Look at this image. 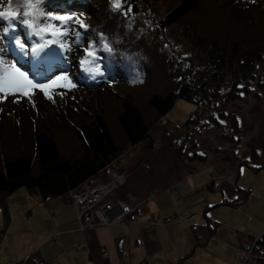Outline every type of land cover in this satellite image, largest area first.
<instances>
[{
  "label": "rangeland",
  "instance_id": "1",
  "mask_svg": "<svg viewBox=\"0 0 264 264\" xmlns=\"http://www.w3.org/2000/svg\"><path fill=\"white\" fill-rule=\"evenodd\" d=\"M179 1L158 0L157 5L164 10ZM232 1L250 5L252 15H235L231 2L200 0L199 7L180 24L197 27L206 37H219L224 31L227 35H222L226 38L264 33L260 32L264 29V0ZM0 11H4L3 5ZM6 19L0 18V49H7L11 58L2 56L0 62L9 68L17 64L33 83L50 84L57 76H67L71 83L60 81L48 89L47 96L35 88L29 90L28 96L21 92L0 93V124L4 123L3 129L0 125V166L5 158L34 156L35 134L42 128L52 134L56 128L53 135L61 153L68 155L75 151L78 147L75 121L89 105L85 116L93 117L97 110L101 111L115 138L122 141L124 136L116 122L118 94H131L147 119L152 118L148 97L165 84L161 71L164 61L159 56L152 66L153 74L147 86L121 83L123 87H119V83H114L103 88L95 86L91 80L87 82L86 78L78 83L75 80V84L71 77L74 71L79 76L84 75L83 70L92 66L93 79L99 72L91 56L80 57L77 52L67 54L73 38L64 28L49 21L34 27L39 42L33 47L37 54L32 48L31 55L25 44L21 47L14 41L19 40L16 36L5 39L7 33L14 30ZM29 33L33 34L31 28ZM167 35L183 54L191 52L177 30H169ZM31 40L36 42L34 38ZM56 51L55 66L45 76L32 78L27 66L22 65L23 59L29 58L35 67L44 68L48 58L41 60L38 56L47 53L48 57V53L53 55ZM256 76L258 83L264 86V65ZM253 86L255 91L237 101H223L213 110L200 109L194 117L197 124L193 129L184 126V122L194 105L178 100L168 112L167 122L160 119L155 123L149 142L135 148L126 147L111 170L124 169L129 176L113 195L123 196L134 204V219L104 225L90 210L79 221L71 200L56 197L41 201L25 188L9 195L10 221L0 239V264H16L34 254L44 264H242L237 248L245 247L264 230V167L255 171L242 165L237 169L238 162L230 155L233 144L224 139V135L233 131L231 125L236 122L237 131L233 134L239 142L238 158L255 165L264 164V90H259L256 82ZM97 88L99 91H94ZM18 105L26 109L18 110ZM3 111L5 115L1 117ZM202 122L204 125L200 126ZM176 140L185 141L181 154L171 148ZM194 154L205 156L206 163L191 161L189 157ZM241 191L249 194L239 207L222 203L224 199H235ZM181 214H196L200 220H183L177 216ZM155 219L163 222L151 226L149 222ZM78 245L84 247L77 249ZM100 248H106L107 256L101 255Z\"/></svg>",
  "mask_w": 264,
  "mask_h": 264
},
{
  "label": "trees",
  "instance_id": "2",
  "mask_svg": "<svg viewBox=\"0 0 264 264\" xmlns=\"http://www.w3.org/2000/svg\"><path fill=\"white\" fill-rule=\"evenodd\" d=\"M157 1L121 0V7L116 9L113 7V0H40L36 8L29 9L28 3L36 4L37 0H0L4 11L17 13V18L11 23L9 18L6 19L14 27V30H10L5 36L6 40L16 36L19 40L14 41L25 44V49L29 51L38 46L34 44L39 42V35L34 27L38 28L45 21H49L56 27L60 25L59 28H64L65 33L73 38L67 54L77 52L80 57H92L99 73L93 79L90 76L92 66L91 69L83 70L84 75L79 76L74 71L71 77L74 78L75 84L88 77L87 82L91 80L95 86L101 85L103 88H108L114 83H119V87H123L121 83L136 87L147 86L153 74L152 66L158 56L164 61L161 71L165 83L162 89L156 88L148 97V109L153 112L150 120L136 105L131 94H118L116 122L124 136L122 141L115 138L107 118L101 111L97 110L93 117L85 116L89 105L87 111L75 121L74 133L78 142L75 151L68 155L61 153L53 135L56 128L53 134L42 128V131L35 134L34 156L23 154L5 158L0 166V239L5 235L10 221L7 198L18 189L25 188L35 193L41 201L56 197L69 201L71 193L84 191L96 181L107 180L108 172L113 169L122 153L126 152L127 146L135 148L149 142L151 132L156 127L155 123L165 119L178 100L194 105L193 111L184 122V126L192 128L197 124L194 117L200 109L213 110L223 101L234 102L243 95H250L255 91L254 82L259 90H264L256 76L259 68L264 65V33L252 32L247 38H226L222 35H227L224 31L219 37H206L197 27L180 24L199 7L200 0H180L164 10L158 7ZM224 1L233 4L235 15H252L250 5L232 0ZM239 11H242V14H238ZM59 14H65V17L71 19H55ZM23 20H27L31 27L21 23ZM80 22L85 27H81ZM30 28L32 35L29 33ZM169 30L178 31L189 45L190 53L183 54L182 49L170 41L167 35ZM260 32H264V29ZM33 38L35 43L31 40ZM89 51L94 55H88ZM32 52L37 54L35 48ZM49 55L48 53V57ZM2 56L11 58L7 49H0V57ZM16 61L19 64V60ZM79 85L84 88L82 84ZM18 106V110L25 108L24 105ZM4 115L5 113L1 114V117ZM0 125L3 129V121ZM202 125L204 122L200 123V126ZM231 126L233 131L226 132L224 139L233 144L230 155L237 160V169L242 165L250 166L255 171L263 168L264 164L255 165L252 161H241L238 158L236 153L239 150V142L233 134L237 131L236 122H232ZM184 143V140H176L171 144V148L181 154ZM189 159L206 163L205 156L194 154ZM239 191L237 189V192ZM248 194L241 191L235 199H224L222 203L239 207ZM118 198L123 199V196ZM135 217L132 213L125 219ZM207 226L210 229L209 224ZM237 249L246 250L248 253L247 260L242 264H264V230L245 247L239 246ZM16 264L44 262L34 254Z\"/></svg>",
  "mask_w": 264,
  "mask_h": 264
},
{
  "label": "built area",
  "instance_id": "3",
  "mask_svg": "<svg viewBox=\"0 0 264 264\" xmlns=\"http://www.w3.org/2000/svg\"><path fill=\"white\" fill-rule=\"evenodd\" d=\"M162 120L166 121L164 118ZM128 176L127 170H110L106 181H98L85 191L71 193V201L76 207L78 220L81 221L82 215L90 210H93L95 216L104 225L110 221L115 222L131 215L135 209L134 204L113 196L117 189L125 185ZM177 216L183 220H198L200 218L196 214H181ZM162 222V219H155L150 221L149 224L154 226ZM80 226L81 228L83 227L82 225ZM83 247V245H78L76 248L81 249ZM100 253L103 256H107L106 248H100ZM237 255L242 262H245L248 258V253L243 249H239Z\"/></svg>",
  "mask_w": 264,
  "mask_h": 264
},
{
  "label": "snow or ice",
  "instance_id": "4",
  "mask_svg": "<svg viewBox=\"0 0 264 264\" xmlns=\"http://www.w3.org/2000/svg\"><path fill=\"white\" fill-rule=\"evenodd\" d=\"M39 2L40 0H37L36 4L29 2L27 6L29 9H33L37 7ZM113 7L119 9L121 7V0H113ZM27 14L28 13H25V15ZM0 18H9V21L11 23L17 18V13L15 11H0ZM55 19L65 20L71 19V17L57 16L55 17ZM21 23H23L27 27H31L27 20H23L21 21ZM80 24L81 27H85L82 22H80ZM41 31H46V29H42ZM57 34L63 35V33H53V35ZM17 43L21 47H23V44L20 41H17ZM50 43H54V41H51ZM88 55H94V53L89 51ZM60 81H68L69 83H71L67 76H57L56 79L51 81L50 84L33 83V81L29 79L28 75L25 72L21 71L19 67H17V64L14 63L9 68L6 64L0 62V93H4L5 95L21 92L24 96H28L29 90L35 88L40 89L47 96L48 89L57 85ZM221 123H223V121H221Z\"/></svg>",
  "mask_w": 264,
  "mask_h": 264
}]
</instances>
